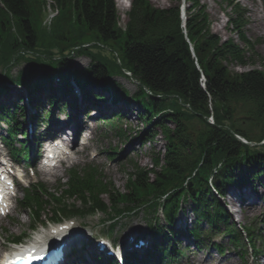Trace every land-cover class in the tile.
<instances>
[{
	"label": "trees",
	"instance_id": "trees-1",
	"mask_svg": "<svg viewBox=\"0 0 264 264\" xmlns=\"http://www.w3.org/2000/svg\"><path fill=\"white\" fill-rule=\"evenodd\" d=\"M52 1L58 14L44 25L42 0H0V69H5V76L10 67L24 61L27 66L19 70L15 81L31 88L35 85V68L42 63L38 55L47 56L56 50L62 59L57 60L55 71L65 79L74 77L79 87L100 84L107 73L125 69L151 92L146 106L150 114L169 111L161 114L149 129L162 131L167 140L164 154L153 158L150 169L135 165L133 172L127 174L126 192L115 190L112 184H102L94 170L85 168L82 175L72 170L63 194L59 198L50 195L55 203H62L57 212L65 215L68 211L63 200L72 198L82 200L84 205L91 200L94 206L105 209L107 206L99 199L101 194L108 196L112 210L119 203H144L152 209L161 204L167 212L189 188L195 203L193 212L215 226L220 215L210 213L203 201L195 198L194 191L203 189L211 194L210 181L220 191V183L233 180L232 171L240 169L239 157L251 156L264 165V151L242 145L231 134L239 133L255 141L264 138V60L260 58L262 69L230 70L229 64L246 65L249 59L245 50L231 40L220 42L217 35L209 32L199 0H188L191 8L186 30L200 70L181 32L177 6L156 8L146 0H133L122 32L117 27L113 0ZM231 11L230 23L239 32L244 25L243 15L236 7ZM89 38L110 47L112 58L91 54L88 47H81L76 52L86 53L92 62L86 69L70 71L69 61L62 54ZM245 43L252 51V45ZM21 51L35 57H24ZM48 79L42 76L39 81ZM67 86L64 82L51 93L64 94ZM85 92L87 96L91 94L88 89ZM210 108L213 125L206 122ZM170 122L173 128L168 126ZM253 172L249 170L246 175L252 177ZM40 191L33 189L23 201L25 207H35V219L40 218L43 207ZM245 232L251 237L248 229Z\"/></svg>",
	"mask_w": 264,
	"mask_h": 264
},
{
	"label": "rangeland",
	"instance_id": "rangeland-1",
	"mask_svg": "<svg viewBox=\"0 0 264 264\" xmlns=\"http://www.w3.org/2000/svg\"><path fill=\"white\" fill-rule=\"evenodd\" d=\"M153 6L155 7H159V8H165L168 7V5L170 4L169 0H148ZM225 0H203V2L206 5V10L210 16V20H211V28L214 32L219 33L222 37L225 36H229L228 31L226 30L224 24H223V20L224 17L222 16V9L225 6ZM242 5H244L246 7L247 10V20L248 23L246 25L245 28V32H246V36L249 40H251L252 42L256 43L255 49L258 52V54L260 56H262L264 58V11L262 10V1L261 0H238ZM117 2V6H116V10H117V14L120 17V21L123 22L125 20V16H124V12L125 10L121 9L119 6V2L118 0H116ZM52 3H45V8H47L48 10L51 9V11L49 12L50 15L54 14V10L52 7ZM257 25V32L253 31V29H255L254 27ZM100 53L105 56L106 58L110 59L111 55L110 52L106 49L100 50ZM25 65V62H21L19 65V68L23 67ZM232 71H246L248 69L251 68H258V69H262L261 64L256 60V62L254 64H251L249 66H246L244 68H241L237 65H230L229 67ZM18 69L17 67H13L12 69V75H14L16 73V70ZM121 83L127 88L128 91L130 92H135L136 89L135 87L127 82V81H121ZM8 106L9 103H7ZM135 117L132 115L131 116V123H133L132 126L136 127L137 126L140 128V123L139 122H134ZM64 121H66L64 119ZM101 134L98 133L95 137V140L92 142H88V144L78 147L76 149V152L72 151L69 154V158L68 161L65 165H63V167H61L60 169H58L56 171V177H58L60 180L59 182L62 183L64 182V177L66 174V170L69 169L70 167H72V165L74 164V166H82L84 163L90 162L93 163L94 165L98 166L101 171L102 174L105 175L112 183L113 186L116 190L118 191H125V181H126V173L131 172L133 170V165L132 163H137L138 166L140 168H151V161H150V157L148 155L143 154L141 151L146 150L147 146H143L142 142H136V146L132 145H127L128 143H125V145H121L119 146V150H121L122 148L124 149L123 153L119 156L117 159L111 160L110 162H107V154H109V149L110 145H112L113 147V139L112 137L108 134V139L106 140H102L101 139ZM110 144V145H108ZM125 146V147H124ZM137 146L138 147V152H137ZM128 147L132 148L131 150H127ZM144 147V148H143ZM107 149V152H106ZM162 149V138L158 137L156 138V142L154 144V150L157 152L159 150ZM142 154H140V152ZM99 156L98 160H96V157ZM137 166V165H136ZM66 168V169H65ZM65 169V171H64ZM20 175H23L22 171H19ZM42 180V183L45 184V187H47L49 190L51 191H55V188L58 186V180L55 182L56 178L55 176H41V175H37V176H31L30 174L26 173V175H24V178L22 177L23 182L25 183L26 180L29 181H33V180ZM44 181V182H43ZM260 182L264 183V177L260 178ZM257 183V182H256ZM258 186V191L261 195H264V189L259 185L256 184ZM104 197V196H103ZM230 199V197L228 196V200ZM104 200L107 201L104 197ZM225 200L226 197H225ZM227 200V204L224 202V199L221 198V203L224 205V207L227 209V212L230 214L231 220L233 223L235 222L236 225L238 226H243V225H252V223L255 224V226L257 225V228L259 227H264L262 226V222H258L257 220H253L254 217H256L258 214H256V216L254 217H248V218H244L243 216L235 213L234 211L237 209L236 207H234V210L232 209V206L228 203ZM257 203H260V200L257 201ZM263 208V207H262ZM233 212V215L232 213ZM144 213V210H140L138 211V214L135 217H125L120 218V221L118 224H116V228H115V232L113 233L112 237L108 236L105 233V226H102L101 220L103 219L101 216V214H96L94 216H90L84 219H76L77 222H84L83 226H87L86 229L82 228V229H78L76 227H74V225H71L72 223H70L71 225V231L69 232V237L72 236L71 239L75 238L76 235L79 236L80 240H78L76 243L80 242V241H86L91 237V234L93 233H98L100 235L103 236H107L109 237V239L113 238V240L115 241H119L121 236H124L123 234L125 233L126 229H130V228H134L133 230H136L139 225H140V220H142V215ZM182 215V213L178 214V217H180ZM185 216H183L179 222L177 223V226H183L185 224L184 227L189 226L190 222H191V215H189V211H185ZM177 217V218H178ZM106 219V218H105ZM105 221V220H104ZM68 223V222H65ZM180 223V224H179ZM29 219L27 218V215L21 211H19L18 209H13L11 211V214L9 216L8 219H1V226H0V256L1 254L6 250V249H11L10 245H5V239L7 238V234L9 235H18L19 233L22 232H28L29 227ZM120 224H125L126 228L121 230V225ZM203 226H205V224H203ZM47 226H44V229ZM54 227V226H51ZM41 227H38V229H40ZM89 228V229H88ZM141 228H143L141 226ZM92 233H89L87 230L91 231ZM130 232V235L133 234L134 231ZM7 231V232H6ZM30 232V231H29ZM88 234L87 236H85L84 234ZM129 235V236H130ZM217 238L219 237H223L222 234H218L216 236ZM70 239V240H71ZM225 240L222 238V241ZM27 241V240H26ZM185 239H181L180 245L178 247L180 248H184L186 247V249L184 250V257L178 259L179 263L182 262H187L189 261V259H195L196 256H193V253L202 255L200 253V251H202V249H195L193 247H191V245H185ZM75 243V244H76ZM190 246V248H189ZM85 251L88 250V247L84 248ZM213 258L215 260H220V257L218 256H213ZM259 261H263L259 258H257ZM229 261L231 262V264H244L242 260H240L235 254H233V256H231L230 258H226L224 261H220V264H228ZM250 258L247 259L245 264H250Z\"/></svg>",
	"mask_w": 264,
	"mask_h": 264
},
{
	"label": "bare ground",
	"instance_id": "bare-ground-1",
	"mask_svg": "<svg viewBox=\"0 0 264 264\" xmlns=\"http://www.w3.org/2000/svg\"><path fill=\"white\" fill-rule=\"evenodd\" d=\"M122 2L123 0H120V3L122 5ZM41 104H44L43 101H40ZM110 110H112V107L109 108ZM80 116V111L78 109H75V111L73 112V114L71 115V117L69 118V120H71V123L68 124V121L65 123V124H62V127H64L65 125L72 128V129H76L78 128L79 126H81V123L79 122L78 118ZM57 124H61V123H57ZM32 125L34 127L37 128V124L34 122L32 123ZM34 128V130L36 129ZM63 130V129H62ZM59 133L61 132V134H65V132L63 131H58ZM31 134V139L35 140V134L32 135V132L30 133ZM38 172L43 175V176H47L45 174H42L41 170L38 169ZM56 174V170H54L52 172V170L48 173V175L50 176H55ZM246 191L244 192H237L235 190H229L228 193L230 194L231 196V199H230V204L234 205V206H240V209L238 210L239 213L242 214V216L244 218H247V217H252V216H255L257 213L260 212V210L262 209L259 204L257 203V199L255 198H252V197H255L254 195H252V197L250 195H248L247 193H245ZM7 232V231H6ZM262 237H264V233H262L261 235ZM37 241V246L40 247L41 244H43V242L45 241L44 240V234H41L39 237H35L34 241L35 242ZM69 242H67L68 244ZM70 245V244H68ZM1 247V246H0ZM25 251H20L18 252V254H22L24 253ZM200 264H204V260L202 259H198L197 260ZM64 262L67 264V260L64 259ZM81 262V261H80ZM77 263V261H76ZM75 263V264H76ZM79 263V262H78ZM257 264V263H256ZM259 264V263H258Z\"/></svg>",
	"mask_w": 264,
	"mask_h": 264
}]
</instances>
